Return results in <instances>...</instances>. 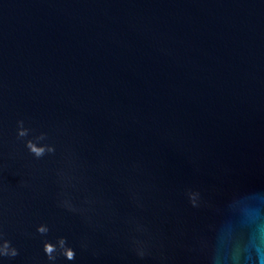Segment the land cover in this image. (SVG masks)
<instances>
[{"label": "water", "instance_id": "95a60500", "mask_svg": "<svg viewBox=\"0 0 264 264\" xmlns=\"http://www.w3.org/2000/svg\"><path fill=\"white\" fill-rule=\"evenodd\" d=\"M258 227L264 0H0V264H261Z\"/></svg>", "mask_w": 264, "mask_h": 264}, {"label": "clouds", "instance_id": "9594fccd", "mask_svg": "<svg viewBox=\"0 0 264 264\" xmlns=\"http://www.w3.org/2000/svg\"><path fill=\"white\" fill-rule=\"evenodd\" d=\"M22 123V122H21ZM23 134V133H22ZM252 246L255 247L256 253L261 258V264H264V227H258V230L252 240ZM53 249L52 244L47 245V250L51 253ZM15 250L13 251V255H15ZM74 255L72 250L68 251V256L72 257Z\"/></svg>", "mask_w": 264, "mask_h": 264}]
</instances>
